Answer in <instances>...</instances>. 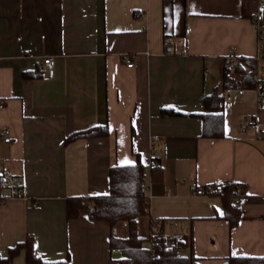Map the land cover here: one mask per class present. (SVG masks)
<instances>
[{
    "label": "crops",
    "instance_id": "obj_1",
    "mask_svg": "<svg viewBox=\"0 0 264 264\" xmlns=\"http://www.w3.org/2000/svg\"><path fill=\"white\" fill-rule=\"evenodd\" d=\"M241 6L242 0H0V128L10 137L6 143L0 135V166L17 177L25 197L0 205L1 256L31 235L45 261L69 256L68 264H118L122 254L110 250L109 239L126 236L128 223L115 225L113 234L87 210L68 220L66 200L107 194L109 168L137 157L146 166L150 198L141 235L149 218L161 219L166 234L192 237L200 264L264 256V40L258 31L264 38V3L256 25L241 17ZM230 53L255 80L262 73L261 92L256 82L231 87L242 94L226 93ZM45 56L55 60L52 78ZM36 69L41 78L22 77ZM213 91L224 137L203 138L201 119L190 114L202 112L204 95ZM163 108L186 115L163 117ZM95 126H107L109 134L65 144L69 134ZM152 154L159 181L151 179ZM193 181L242 184L238 225L231 229L221 218L219 196H195ZM12 264H25L24 253Z\"/></svg>",
    "mask_w": 264,
    "mask_h": 264
},
{
    "label": "trees",
    "instance_id": "obj_2",
    "mask_svg": "<svg viewBox=\"0 0 264 264\" xmlns=\"http://www.w3.org/2000/svg\"><path fill=\"white\" fill-rule=\"evenodd\" d=\"M260 2L261 0H242L241 17L249 19L256 25L257 8ZM259 39L264 40L261 31ZM242 60L239 59L238 65L231 70L232 75L227 87L244 84L253 86L257 82L253 71L246 72ZM244 62L247 63L246 60ZM22 77L37 79L42 77V73L38 69L25 71ZM202 104V112L190 114L201 119L200 136L203 138L224 137V114L219 111L220 96L213 91L211 94L204 95ZM161 115L163 117H178L186 114L172 108H163ZM108 134L107 126H95L69 134L65 138V144L78 139L106 137ZM151 171L153 181L161 180V168L156 166ZM146 176V166L139 157L134 164L111 166L108 171L109 192L89 197H68L66 200L67 219H76L81 210L89 212V207H92L89 216L93 221L108 223L110 227L126 221L128 223L126 236L111 235L109 239L110 250H119L122 254V258L117 260L118 264H200L198 258L193 254L192 237L185 235L182 240H179L176 236L166 234L163 220L155 219L161 221V225L152 234L149 233V221L146 235L139 233V219L149 216L150 210ZM14 177L18 181L15 175ZM18 186L21 188L19 181ZM1 193L7 194V187L1 179L0 166ZM244 195H246L244 186L237 182L221 184L217 194L223 205L221 218L229 222L231 229L239 223L241 211L237 201ZM6 200L8 199L0 197V205ZM184 249H189L191 252L183 254ZM21 253L25 255V264H68L69 262V256L65 260H43L35 253L33 237L28 235L24 240L10 247L5 256L0 255V264H12V261ZM227 262L228 264H264V256H230Z\"/></svg>",
    "mask_w": 264,
    "mask_h": 264
},
{
    "label": "built area",
    "instance_id": "obj_3",
    "mask_svg": "<svg viewBox=\"0 0 264 264\" xmlns=\"http://www.w3.org/2000/svg\"><path fill=\"white\" fill-rule=\"evenodd\" d=\"M261 3H264V0H261ZM140 12H136L135 16H139ZM260 32V30H258ZM169 41L167 39H165L163 41V45L165 47L169 46ZM182 52H185V49L182 48ZM258 53H262V45L258 46ZM123 61L126 63L127 67H132L133 63H132V58L130 55L128 54H124L122 56ZM239 63V59L233 54L230 53L228 54V56L225 59L224 62V66L226 68V72H225V76L227 78L231 77V70L236 67ZM43 64V68L45 73L47 74V76L49 78L54 77L55 75V60L52 56H45L43 58L42 61ZM261 78H262V73H257L256 74V79H257V86H256V90L261 92L263 90V86L261 84ZM233 91H237L238 94H242L243 90L242 89H238L235 90L234 88L228 87L226 88V93L230 94ZM249 124L248 121L245 122V125L247 126ZM0 135L3 138V141L8 143L10 142V137L8 136V131L6 128H0ZM153 140H157V137L152 138ZM157 166L156 163V158L155 155L152 154L149 162H148V167L149 169L153 170L155 167ZM1 179L4 181L6 187H7V194L1 193L0 197H4L7 199H13V198H18V199H24V195L22 192V189L18 186V181L15 179L14 175L11 173V171L9 170V168L7 166H1ZM191 186V190L193 192V194L195 196H213V195H217L219 193L221 184H214V185H208V186H203V185H199L197 182L193 181L190 184ZM31 204L33 207H37L38 206V202L37 200H32ZM92 211V207H89V212ZM149 233L152 234V232L154 230H157L158 227L161 225V221L159 220H155V219H149ZM112 233L114 234L116 232V227H112L111 229ZM179 240L183 239L182 235L176 236Z\"/></svg>",
    "mask_w": 264,
    "mask_h": 264
},
{
    "label": "rangeland",
    "instance_id": "obj_4",
    "mask_svg": "<svg viewBox=\"0 0 264 264\" xmlns=\"http://www.w3.org/2000/svg\"><path fill=\"white\" fill-rule=\"evenodd\" d=\"M139 232H140V234H144V232H143L141 227L139 228Z\"/></svg>",
    "mask_w": 264,
    "mask_h": 264
},
{
    "label": "water",
    "instance_id": "obj_5",
    "mask_svg": "<svg viewBox=\"0 0 264 264\" xmlns=\"http://www.w3.org/2000/svg\"><path fill=\"white\" fill-rule=\"evenodd\" d=\"M224 264H228V262L226 261V262H224Z\"/></svg>",
    "mask_w": 264,
    "mask_h": 264
}]
</instances>
